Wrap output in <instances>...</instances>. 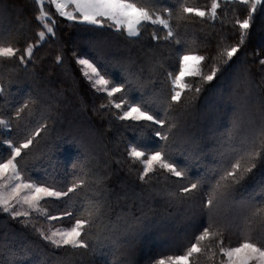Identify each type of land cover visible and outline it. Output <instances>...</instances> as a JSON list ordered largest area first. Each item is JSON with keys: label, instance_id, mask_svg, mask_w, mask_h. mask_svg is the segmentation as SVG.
I'll list each match as a JSON object with an SVG mask.
<instances>
[{"label": "snow or ice", "instance_id": "1", "mask_svg": "<svg viewBox=\"0 0 264 264\" xmlns=\"http://www.w3.org/2000/svg\"><path fill=\"white\" fill-rule=\"evenodd\" d=\"M34 4L21 18L0 0V264H138L154 242L148 264H264V43L248 50L264 0ZM44 45L65 77L74 61L106 131L138 136L123 158L135 179L119 191L89 105L37 70Z\"/></svg>", "mask_w": 264, "mask_h": 264}, {"label": "trees", "instance_id": "2", "mask_svg": "<svg viewBox=\"0 0 264 264\" xmlns=\"http://www.w3.org/2000/svg\"><path fill=\"white\" fill-rule=\"evenodd\" d=\"M189 2L197 6H205L210 4V0H189ZM13 4L14 15L15 10H19L21 18H34V13L38 11L34 4V0H13ZM237 7L240 9V12L238 14L241 18H244V16L246 15V10L243 8V6ZM49 11L54 13V9L49 8ZM229 15H231L230 11ZM262 27H264V15H257L254 22V26L251 30V37L248 41L249 53H251L253 50H258L259 46L264 43V32L261 31ZM228 31L231 32V25L228 26ZM29 35L34 37V31L30 32ZM58 35H60L63 40L71 42L76 38L77 33L71 27H68L67 22H65L64 25L60 26ZM195 35L198 36L200 39H204L202 33L197 32ZM237 38L238 37H232L231 42L234 43ZM209 40L214 43L211 37H209ZM212 50V48L200 49L201 52H207ZM39 55L42 56L44 59L41 61V64L37 65V70H40L42 68L43 74L45 76H48V74L51 73L49 79L56 82L57 89L66 90V95L69 97V99L73 101V107H79L80 98L82 97L84 101L89 105L87 115L92 116V122L101 131H106L108 129L107 118L100 119L99 117L92 115L91 105L93 104V94L91 93L87 83L83 80L82 77H80L79 70L76 68L74 61L71 63V68L69 69L71 75L65 77L64 68L55 66L54 49L50 48L48 45H44L43 48L40 49ZM69 60H71V57H69ZM167 64L169 67L178 68V63L175 59L167 61ZM251 71L255 74L256 82L259 83L260 72L258 60L256 64H253L251 66ZM73 76L77 78L75 82H73ZM73 90H75V95ZM204 95H207V93H205ZM100 102L101 101L98 99L95 100V106L97 108L99 107ZM197 103L198 108L203 107V100L198 101ZM190 123L192 122L190 121ZM189 131L195 132L196 128L189 129ZM117 139H120L121 141L119 148H117L115 144L111 142ZM137 139L138 136L136 134L130 131H124L123 129H121V135L119 137L115 135L112 131H106V138L104 140V143L95 146V153L99 157L100 163L103 164L107 162L109 164V167L115 171V174L112 175L111 179L109 180V184L117 191L120 190L118 185L121 182L128 181L129 183H131L132 180L135 179L134 175L129 176L127 172V165L123 163V158H125L127 155L124 149L125 144H127L129 140ZM106 152L108 153L107 156L105 155ZM118 159L121 161L120 163H117ZM0 219H4V217L0 215ZM9 223L12 222L9 221ZM15 227H19V225H15ZM5 230L6 229L1 228L0 232H3ZM239 240V233H225L226 244L231 243L233 246H235L239 243ZM160 246L162 245L159 242H154L149 243L148 245L141 248V250L136 255V260L138 261V264H148L149 257L157 256L159 254L158 249L160 248ZM173 251H176V249H173ZM180 251H182V249H180Z\"/></svg>", "mask_w": 264, "mask_h": 264}, {"label": "rangeland", "instance_id": "3", "mask_svg": "<svg viewBox=\"0 0 264 264\" xmlns=\"http://www.w3.org/2000/svg\"><path fill=\"white\" fill-rule=\"evenodd\" d=\"M190 129H194V127L193 128H190ZM11 222V221H10ZM1 229V228H0ZM161 247V246H160Z\"/></svg>", "mask_w": 264, "mask_h": 264}]
</instances>
